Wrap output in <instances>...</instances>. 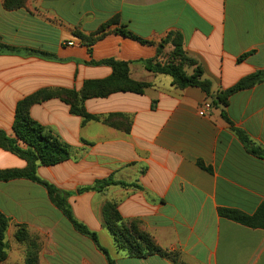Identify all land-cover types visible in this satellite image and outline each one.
<instances>
[{"label":"crops","instance_id":"0c3cea01","mask_svg":"<svg viewBox=\"0 0 264 264\" xmlns=\"http://www.w3.org/2000/svg\"><path fill=\"white\" fill-rule=\"evenodd\" d=\"M4 1L2 43L55 57L0 53V131L10 137L17 104L25 97L44 88L79 91L85 81L112 74L108 66L85 62H128L130 77L150 85L143 95L117 93L85 103L97 117L128 116L129 133L97 121L83 125L57 99L31 110L36 122L70 147L69 160L39 165L38 176L67 194L75 218L103 236L98 239L105 241L100 245L108 256L116 264H177L158 255L132 258L117 249L102 215L107 202H117L121 215L140 220L179 264H264V229L219 213L231 209L252 216L264 205V158L253 152L264 151V81L232 95L226 106L216 101L219 92L264 72V0H28L17 10H7ZM114 18L154 44L116 34L114 26L90 54L75 34L89 36ZM170 32L182 34L187 55L211 82L210 96L196 87L181 90L170 76L147 70L146 62L157 57ZM170 51L166 46L159 62L165 63ZM204 103L212 106L207 117L199 116ZM26 167L0 149V170ZM107 179L127 186L83 192ZM0 211L10 219L8 256L0 264H26L27 247L16 240V225L39 236L41 264H109L38 183L0 182Z\"/></svg>","mask_w":264,"mask_h":264},{"label":"trees","instance_id":"16d2710c","mask_svg":"<svg viewBox=\"0 0 264 264\" xmlns=\"http://www.w3.org/2000/svg\"><path fill=\"white\" fill-rule=\"evenodd\" d=\"M27 2L28 0H5L4 7L7 10H17L25 7ZM114 26L117 27L114 30L116 34L136 40L142 44H154L151 41L135 36L127 27L121 26L119 18L112 19L89 36H84L81 33H76L75 36L80 39L82 44L88 47L89 53L92 54L95 43L106 36ZM166 46H170L171 51L166 57V62L162 63L158 59L163 57ZM0 53H23L27 56L43 57L48 60L55 59L54 56L43 52L7 46L2 43L1 38ZM85 64L89 66H108L112 69V74L105 79L85 81L79 91L69 88H44L18 102L13 125L15 137L12 138L4 131H0V149L18 156L27 163V167L24 169L0 170V182L26 179L42 185L47 190L53 204L64 214L74 229L93 240L97 248L107 256L109 264H116L108 256L107 251L100 246L98 235L75 218L68 202L67 194L48 181L42 180L37 173L39 165L54 166L69 160L70 147L61 138L47 131L45 127L32 118L31 110L34 106L57 99L68 105L71 114L80 117L83 125L91 121H97L129 133L131 119L128 116L125 114H110L106 117H97L88 113L85 103L92 99H105L117 93L143 95L150 88L148 83L135 81L130 77L128 62L108 59L85 62ZM145 66L147 70L153 73L170 76L173 80V85L181 90L196 87L200 88L208 96L211 95V82L203 79V68L197 61L187 55L184 49V38L179 32H170L159 44L157 57L147 61ZM189 68L194 70L191 75L187 72ZM263 81L264 72L247 76L231 89L219 92L216 101L226 106L232 95L251 89ZM124 124L128 126L124 128ZM241 138L245 144H250L246 137L241 136ZM253 152L260 158H264V151L257 150ZM199 166L207 170L203 163L199 162ZM113 185L127 186L113 179H107L98 181L94 186L83 189V192H101ZM219 213L223 218L243 226L253 229H264V205L252 216L231 209H221ZM102 215L103 226L113 238L118 250L127 252L132 258L144 259L158 255L179 264L178 257L163 250L155 239L142 228L140 220L125 219L120 213L117 202H107L103 207ZM9 226L10 219L0 211V263L4 262L8 256L6 236ZM15 238L19 243L27 247L26 264H41L39 241L30 234L27 226L16 225Z\"/></svg>","mask_w":264,"mask_h":264},{"label":"built area","instance_id":"2783aa9c","mask_svg":"<svg viewBox=\"0 0 264 264\" xmlns=\"http://www.w3.org/2000/svg\"><path fill=\"white\" fill-rule=\"evenodd\" d=\"M212 111V106L210 103H204L203 106L199 110V116L207 117Z\"/></svg>","mask_w":264,"mask_h":264},{"label":"rangeland","instance_id":"374dc122","mask_svg":"<svg viewBox=\"0 0 264 264\" xmlns=\"http://www.w3.org/2000/svg\"><path fill=\"white\" fill-rule=\"evenodd\" d=\"M22 55H23V53H21ZM34 237H36L37 239H38V241H39V236H37V235H33ZM99 236V235H98ZM99 237H103L102 235H100ZM109 237V236H108ZM105 241H99V244H102V245H104L105 243H104ZM101 246V245H100ZM17 260H20V257L19 256H17V257H15Z\"/></svg>","mask_w":264,"mask_h":264}]
</instances>
